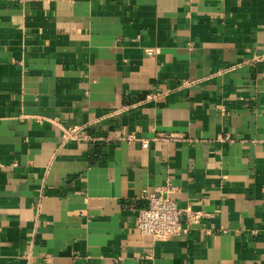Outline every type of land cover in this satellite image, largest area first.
Returning a JSON list of instances; mask_svg holds the SVG:
<instances>
[{"label":"crops","instance_id":"crops-1","mask_svg":"<svg viewBox=\"0 0 264 264\" xmlns=\"http://www.w3.org/2000/svg\"><path fill=\"white\" fill-rule=\"evenodd\" d=\"M0 264H264V0H0Z\"/></svg>","mask_w":264,"mask_h":264},{"label":"built area","instance_id":"built-area-1","mask_svg":"<svg viewBox=\"0 0 264 264\" xmlns=\"http://www.w3.org/2000/svg\"><path fill=\"white\" fill-rule=\"evenodd\" d=\"M15 1L24 4H52L62 0ZM128 109L129 107H124L114 113L119 115L126 112ZM89 128L90 126L87 124L84 126L64 129V141L68 142L77 138H83L96 142L97 138L88 133ZM172 138L173 136L166 137L167 140ZM127 139L135 140L132 135L127 136ZM140 143L143 148H148L150 144L149 141L143 139L140 140ZM170 190L171 188L168 185L146 197L147 205L139 211L137 216L135 226V232L137 234L148 236L154 241H167L175 236L187 233L190 225L202 222L206 214L201 211L192 210L191 208L181 209L178 206L177 201L169 195ZM182 217L186 218L188 226L183 224Z\"/></svg>","mask_w":264,"mask_h":264}]
</instances>
